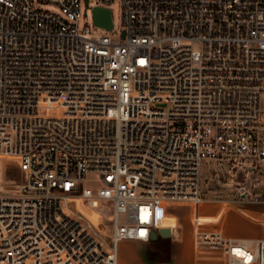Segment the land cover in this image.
I'll use <instances>...</instances> for the list:
<instances>
[{
    "label": "built area",
    "instance_id": "2783aa9c",
    "mask_svg": "<svg viewBox=\"0 0 264 264\" xmlns=\"http://www.w3.org/2000/svg\"><path fill=\"white\" fill-rule=\"evenodd\" d=\"M38 1L59 11L0 0V154L23 176L0 192V264H118L167 203L203 200L204 161L254 160L264 178V0H121V39L80 28L114 0ZM78 199L112 203L109 233ZM198 242L264 264V238Z\"/></svg>",
    "mask_w": 264,
    "mask_h": 264
},
{
    "label": "rangeland",
    "instance_id": "374dc122",
    "mask_svg": "<svg viewBox=\"0 0 264 264\" xmlns=\"http://www.w3.org/2000/svg\"><path fill=\"white\" fill-rule=\"evenodd\" d=\"M91 3L93 4L94 0H91ZM35 6L42 10L59 11L57 6L42 3L38 0H35ZM111 9L114 29L108 33L115 38L121 39L123 30L121 0H114L111 4ZM86 25L90 26L94 33H103L105 31L94 23L91 10H89L87 16L83 15L80 28L82 29ZM261 167L250 159L235 158L226 161H204L201 169V197L202 199L206 198L208 202L204 203L202 201L197 204L191 201L167 203L166 215H173L163 219L162 227L178 225V229L182 231V225L185 223L187 229L189 228L188 230L191 232L195 246L204 249L207 247L202 246L198 242L200 232L220 231L227 237L230 234L247 232V226H236L231 224V222L227 223L226 219L232 216V218H235V216L242 218V223L246 222L247 224L254 222L255 218H258L260 222L258 226L264 232V189L261 186V181H264V178ZM239 171H244V173L239 176ZM22 178V172L14 158L0 154V192L12 193L18 191ZM86 184L89 188L96 190L101 183L96 174L89 173ZM246 191L247 197H243ZM255 198L259 199V203L255 202ZM212 201L213 203H211ZM76 202H79L80 208L78 210L83 216L91 220L96 226L103 222L105 231L109 233L111 228L109 219L113 213L111 202L101 200L100 202L93 201L85 204L80 199L76 200ZM174 206H180L185 209L182 210V215L177 214L179 209L172 208ZM202 207L203 209L215 208L214 216L201 220L205 217L202 216V213L200 214ZM220 213L221 217L215 219ZM196 217L201 219L199 220ZM173 244L172 237H159L158 241L152 240L147 245H144V243L134 245L130 241H123L119 244L120 260L125 264H136L133 261H129L128 258V254L133 250L134 245L139 253L146 248L147 258L154 260L155 264H166V261H170L172 257Z\"/></svg>",
    "mask_w": 264,
    "mask_h": 264
},
{
    "label": "crops",
    "instance_id": "0c3cea01",
    "mask_svg": "<svg viewBox=\"0 0 264 264\" xmlns=\"http://www.w3.org/2000/svg\"><path fill=\"white\" fill-rule=\"evenodd\" d=\"M204 203L208 202V200L205 198L202 200ZM218 202H223V201H218ZM210 203V201H209ZM213 203V201L211 202ZM259 203V202H257ZM210 205V204H209ZM205 206V204H204ZM172 208L179 209L178 213L179 215L181 214V210H185L184 208L180 206H174ZM215 209V208H214ZM212 209V207L207 208V209H201L200 214L202 213V216H205L204 218H198L201 220H206V217H212L215 214V210ZM256 210V209H254ZM180 212V213H179ZM173 215V214H172ZM177 217V215H175ZM221 217V213L218 214L215 219H218ZM233 217V216H232ZM227 218L226 221L229 224L233 225H240V226H247L248 230L246 233H234L230 234L229 237L237 240H242V239H260L264 238V232L259 228L258 223L259 220L258 218H255L254 222L250 223H242V218H239L235 216V218ZM178 220V219H177ZM167 227H171L173 231L176 234V237H172L173 241V253L170 261H166V264H226V258L224 253L221 250H216V249H204V248H197L195 246L193 237L191 235L190 230L187 229V226L185 223L182 225V231L178 229V225H168ZM159 239V238H158ZM158 239L156 241H158ZM123 241H130L134 245L138 243H144L140 241H135V240H122L118 243V264H125L124 262H121L120 260V251H119V244L122 243ZM152 242V241H151ZM158 243V242H156ZM148 243H144V245H147ZM133 245L134 248L133 250L130 251L128 254L129 261H133L136 264H155L154 260H150L147 258V249L145 248L144 251L138 252L135 249V246Z\"/></svg>",
    "mask_w": 264,
    "mask_h": 264
},
{
    "label": "water",
    "instance_id": "95a60500",
    "mask_svg": "<svg viewBox=\"0 0 264 264\" xmlns=\"http://www.w3.org/2000/svg\"><path fill=\"white\" fill-rule=\"evenodd\" d=\"M93 18H94V23L97 26L103 27L107 30H111L113 28L114 22H113V15L111 9L95 7L93 9ZM124 36L125 33L123 32V37ZM243 173L244 171H239V176H241ZM246 196H247L246 194H243V197ZM159 237L161 238L176 237V234L172 228L163 227L160 228L158 232L154 231L151 234L152 240H157Z\"/></svg>",
    "mask_w": 264,
    "mask_h": 264
},
{
    "label": "bare ground",
    "instance_id": "6f19581e",
    "mask_svg": "<svg viewBox=\"0 0 264 264\" xmlns=\"http://www.w3.org/2000/svg\"><path fill=\"white\" fill-rule=\"evenodd\" d=\"M202 202V201H201ZM76 204H77V208H80V204H79V202H76ZM182 206V205H181ZM170 207V206H169ZM182 211V210H181ZM172 214H168V215H166L165 216V218H167L168 216H171ZM169 228H171V227H169Z\"/></svg>",
    "mask_w": 264,
    "mask_h": 264
},
{
    "label": "snow or ice",
    "instance_id": "6c2138e0",
    "mask_svg": "<svg viewBox=\"0 0 264 264\" xmlns=\"http://www.w3.org/2000/svg\"><path fill=\"white\" fill-rule=\"evenodd\" d=\"M143 234V233H142Z\"/></svg>",
    "mask_w": 264,
    "mask_h": 264
}]
</instances>
